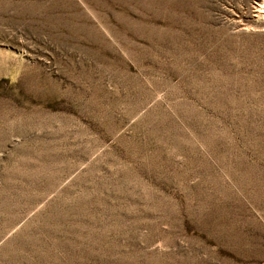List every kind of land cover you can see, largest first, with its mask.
<instances>
[{"label":"rangeland","instance_id":"rangeland-1","mask_svg":"<svg viewBox=\"0 0 264 264\" xmlns=\"http://www.w3.org/2000/svg\"><path fill=\"white\" fill-rule=\"evenodd\" d=\"M0 264H264V0H0Z\"/></svg>","mask_w":264,"mask_h":264}]
</instances>
